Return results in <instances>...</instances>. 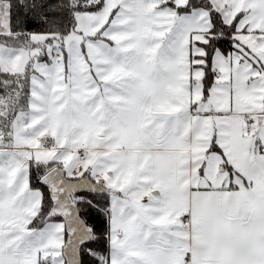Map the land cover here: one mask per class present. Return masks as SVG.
<instances>
[{"label":"snow or ice","instance_id":"1","mask_svg":"<svg viewBox=\"0 0 264 264\" xmlns=\"http://www.w3.org/2000/svg\"><path fill=\"white\" fill-rule=\"evenodd\" d=\"M0 264H264V0H0Z\"/></svg>","mask_w":264,"mask_h":264}]
</instances>
